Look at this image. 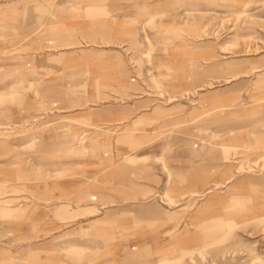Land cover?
I'll use <instances>...</instances> for the list:
<instances>
[{"label": "rangeland", "instance_id": "obj_1", "mask_svg": "<svg viewBox=\"0 0 264 264\" xmlns=\"http://www.w3.org/2000/svg\"><path fill=\"white\" fill-rule=\"evenodd\" d=\"M0 264H264V0H0Z\"/></svg>", "mask_w": 264, "mask_h": 264}, {"label": "bare ground", "instance_id": "obj_2", "mask_svg": "<svg viewBox=\"0 0 264 264\" xmlns=\"http://www.w3.org/2000/svg\"><path fill=\"white\" fill-rule=\"evenodd\" d=\"M245 8V7H244ZM113 21L114 19H109L108 21H105L104 26L105 27H111L113 26ZM118 28V27H117ZM122 28V27H121ZM116 29V28H115ZM120 29V28H119ZM126 29V28H125ZM103 30V29H102ZM104 31V30H103ZM107 31V29H106ZM108 32V31H107ZM121 32V31H120ZM78 47V46H77ZM95 53V52H94ZM100 57V56H99ZM94 58V57H93ZM96 58V57H95ZM123 66H121V63H108V62H103V63H99V66H97V75L95 78L96 83L95 84V88L96 90H98V94H101V90H103V88H105L107 85H111L112 83H114V81H116V83H118V80H124V82L126 83H132V81L127 77V73L125 70L122 69ZM90 68V67H89ZM184 71H188V68H183ZM124 74V75H123ZM94 81V82H95ZM122 82V83H124ZM121 83V82H120ZM134 83V82H133ZM119 84V83H118ZM135 86V84H134ZM123 88V87H122ZM125 88V87H124ZM135 88V87H134ZM101 92V93H100ZM153 106V105H152ZM118 110H124V108H118ZM136 132V131H135ZM123 168V167H121ZM117 170V169H116ZM120 172V171H119ZM123 172V171H122ZM124 173V172H123ZM187 175V173H186ZM183 176V175H182ZM191 176V175H190ZM198 176V175H197ZM195 176V177H197ZM189 177V176H188ZM253 183L255 185H257L258 189L260 186H258V182H256V180H253ZM179 184V182H178ZM176 186V185H175ZM174 186V187H175ZM181 190H186L183 189V187H180ZM178 189V190H180ZM188 189V188H187ZM177 190V189H176ZM191 190V189H189ZM175 191V190H174ZM188 191V190H186ZM193 191V190H192ZM261 191V190H259ZM178 193V192H177ZM179 194V193H178ZM246 198V197H245ZM257 200L260 199V197H256ZM215 201V200H214ZM214 203V202H213ZM158 204V203H157ZM263 206V205H262ZM154 207V206H153ZM150 207V208H153ZM146 208V207H145ZM149 208V209H150ZM155 208V207H154ZM183 208V207H182ZM202 208V206H200L199 208L196 209V211L194 212V215L192 216V220L189 223L190 224H197V230H196V235L199 237L200 242H205L207 239H211V238H217L220 234H222L223 230H224V220L223 217L224 215H213V214H208V216H204L203 215V211L204 209H202L203 211H200ZM158 209V208H157ZM160 210V209H159ZM199 212H202L201 214H199ZM236 213V211L233 209L231 212H229L226 215L229 214H233ZM159 214H161L160 212L158 214H152V217H156L157 215L160 216ZM149 215V214H148ZM147 215V216H148ZM200 215V216H199ZM202 215V216H201ZM160 218V217H159ZM154 220V219H153ZM205 222H212V226L211 227H207L205 226ZM136 224V223H135ZM149 232V231H148ZM191 237V236H190ZM189 240V238H188ZM179 242V241H178ZM182 242V239H181ZM180 242V243H181ZM178 243V244H180ZM177 244V245H178ZM183 245V244H182ZM178 247V246H177ZM182 247V246H181ZM186 248V245L184 246ZM161 248V247H159ZM163 249V248H162ZM179 249V248H178ZM183 249V248H181ZM159 250V249H157ZM154 249V251H157ZM172 250V249H170ZM169 250V251H170ZM153 251V253H154ZM167 252V251H166ZM161 254V252H160ZM172 257H169V255L164 254L163 258H162V262H167V261H171Z\"/></svg>", "mask_w": 264, "mask_h": 264}, {"label": "crops", "instance_id": "obj_3", "mask_svg": "<svg viewBox=\"0 0 264 264\" xmlns=\"http://www.w3.org/2000/svg\"><path fill=\"white\" fill-rule=\"evenodd\" d=\"M111 63H113V62H111ZM121 108H124V111L126 110V108H125V107H121Z\"/></svg>", "mask_w": 264, "mask_h": 264}]
</instances>
